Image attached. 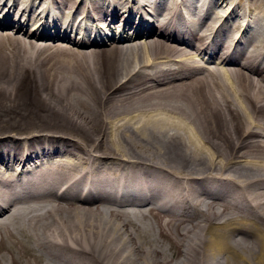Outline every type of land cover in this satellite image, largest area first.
Here are the masks:
<instances>
[{
	"label": "bare ground",
	"instance_id": "6f19581e",
	"mask_svg": "<svg viewBox=\"0 0 264 264\" xmlns=\"http://www.w3.org/2000/svg\"><path fill=\"white\" fill-rule=\"evenodd\" d=\"M263 45L264 0H0V264H264Z\"/></svg>",
	"mask_w": 264,
	"mask_h": 264
},
{
	"label": "rangeland",
	"instance_id": "374dc122",
	"mask_svg": "<svg viewBox=\"0 0 264 264\" xmlns=\"http://www.w3.org/2000/svg\"><path fill=\"white\" fill-rule=\"evenodd\" d=\"M194 12H196V9H194L193 10ZM117 26V25H116ZM108 31H110L109 29H107ZM72 35H73V33H71ZM102 37H106V36H104L103 34H102ZM107 38V37H106ZM133 41H136V40H138V39H132ZM127 42V43H126ZM121 43H125V44H131L132 43V41H125V42H121ZM67 44H70L72 47H74V45L73 44H71V43H67ZM105 47V46H104ZM264 47V45L262 46V48ZM74 48H76V46L74 47ZM255 52V51H254ZM253 53V52H252ZM77 55H80V56H83V55H85V53L84 52H81V51H78L77 52ZM258 62H259V59L257 60ZM255 65H257V63H255ZM254 68V67H253ZM255 70H251V71H256V66H255V68H254ZM247 70V69H246ZM251 75H253V76H256V75H254L253 73H251ZM78 77H81V75L80 76H78ZM112 88V85H108L107 87H106V89H104V93L106 94V95H104V101L105 102H107V99H106V96H107V91H109L110 89ZM113 91V90H112ZM112 93V92H111ZM111 95H113V94H111ZM145 105V104H144ZM140 106V105H137V104H133L132 106L134 107V109L135 110H137L138 109V111H136V112H131V113H129L128 115H129V118H131L134 122H139L140 124H141V126L140 127H142L141 129H142V131L141 130H139V132L137 133V134H135V135H133V137L136 139V140H138V141H140V140H143V138H145V139H148V134L150 133V135L149 136H153L152 135V127L153 126H155V124L153 125H150L148 128H146L145 127V125L147 124L146 123V121L148 120V118H147V116L149 115V112H156V109L153 107L154 105H151V106H147V105H145V106ZM127 121V119L126 120H121V121H119L118 123H120V124H123V123H125ZM127 123L129 124V122L127 121ZM144 127H145V129H144Z\"/></svg>",
	"mask_w": 264,
	"mask_h": 264
}]
</instances>
